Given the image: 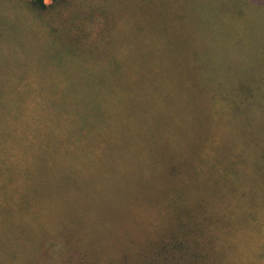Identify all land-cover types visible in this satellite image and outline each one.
I'll use <instances>...</instances> for the list:
<instances>
[{"label":"rangeland","instance_id":"1","mask_svg":"<svg viewBox=\"0 0 264 264\" xmlns=\"http://www.w3.org/2000/svg\"><path fill=\"white\" fill-rule=\"evenodd\" d=\"M114 1L106 10L130 15L125 33L139 37V46L119 77L83 85L86 129H99L107 117L106 92L116 99L129 92L133 101L116 128L143 135L104 147L86 172L80 218L101 227L94 246L103 252L104 240L126 230L143 243L154 224L148 212L160 199L171 214L204 215V244L207 234L219 244L208 264H264V8L234 16L227 9L240 0ZM16 6L0 0V96L25 54L50 51ZM233 36L241 37L238 51L227 43ZM194 65L202 75L186 77ZM252 82L258 94L234 91ZM219 88L224 106L215 101ZM89 90L98 92L90 98Z\"/></svg>","mask_w":264,"mask_h":264},{"label":"trees","instance_id":"2","mask_svg":"<svg viewBox=\"0 0 264 264\" xmlns=\"http://www.w3.org/2000/svg\"><path fill=\"white\" fill-rule=\"evenodd\" d=\"M113 1L16 0L15 10L36 24L44 39L40 43L50 51L25 54L0 96V264H208L219 246L213 234H207L204 244L208 223L203 214H171L170 204L160 199L148 212L154 224L143 243L133 233L119 231L117 240H104L105 251H98L94 245L101 227L80 218L88 192L84 179L90 166H96L98 153L143 135L116 128L123 123L124 104L133 101L129 92L120 99L106 92L102 102L110 108L107 117L99 129H86L85 114L91 115L84 106L83 85L119 77L139 46V37L125 33L130 15L106 10ZM261 6L264 0H240L227 11L243 15ZM227 43L238 51L241 37ZM183 72L188 78L202 75L196 65ZM235 90L251 97L260 84L238 83ZM89 91L90 98L98 92ZM216 94L215 101L224 106L225 91L219 88ZM102 226L106 228L107 219Z\"/></svg>","mask_w":264,"mask_h":264}]
</instances>
